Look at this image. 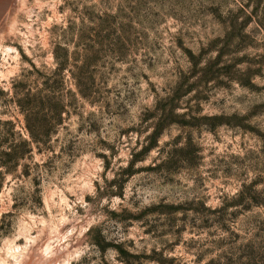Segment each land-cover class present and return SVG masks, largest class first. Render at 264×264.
<instances>
[{
  "label": "rangeland",
  "instance_id": "rangeland-1",
  "mask_svg": "<svg viewBox=\"0 0 264 264\" xmlns=\"http://www.w3.org/2000/svg\"><path fill=\"white\" fill-rule=\"evenodd\" d=\"M9 2L0 264H264V0Z\"/></svg>",
  "mask_w": 264,
  "mask_h": 264
},
{
  "label": "trees",
  "instance_id": "trees-1",
  "mask_svg": "<svg viewBox=\"0 0 264 264\" xmlns=\"http://www.w3.org/2000/svg\"><path fill=\"white\" fill-rule=\"evenodd\" d=\"M33 97V100L27 99V104L23 105L27 112V129L32 140L19 141L15 150L17 163L31 152L30 144L32 142L41 147L46 146L55 127L62 121L61 104L57 96L50 94L42 96L40 93H36Z\"/></svg>",
  "mask_w": 264,
  "mask_h": 264
},
{
  "label": "bare ground",
  "instance_id": "bare-ground-1",
  "mask_svg": "<svg viewBox=\"0 0 264 264\" xmlns=\"http://www.w3.org/2000/svg\"><path fill=\"white\" fill-rule=\"evenodd\" d=\"M9 1L10 0H0V16L4 14V11L8 7V5L11 4Z\"/></svg>",
  "mask_w": 264,
  "mask_h": 264
}]
</instances>
